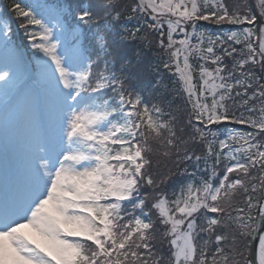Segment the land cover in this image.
Returning <instances> with one entry per match:
<instances>
[{"label":"snow or ice","instance_id":"1","mask_svg":"<svg viewBox=\"0 0 264 264\" xmlns=\"http://www.w3.org/2000/svg\"><path fill=\"white\" fill-rule=\"evenodd\" d=\"M7 7L23 37L0 17V102L18 96L23 166L0 264H264V0Z\"/></svg>","mask_w":264,"mask_h":264},{"label":"rangeland","instance_id":"2","mask_svg":"<svg viewBox=\"0 0 264 264\" xmlns=\"http://www.w3.org/2000/svg\"><path fill=\"white\" fill-rule=\"evenodd\" d=\"M34 2L36 0H33ZM48 8L50 10L53 11V13H55L56 11H58L60 8L58 7H54V6H50L47 5ZM72 37L67 38V37ZM64 41H65V47L71 48L73 45V36L71 33H66L64 36ZM61 51H63V49H61ZM3 53L0 54V57H2ZM18 100V98H17ZM17 105V103H16ZM16 105L14 106V109L16 107ZM12 109H8V115L6 116V127H5V137H4V142L6 143L5 149L4 151H8L9 154V161H10V165L11 170H10V174L9 175H5V166H4V159L6 156V154L4 153V155L0 154V200H3L5 198H7L8 196L11 195L12 192V186L15 182V180L17 179V174H18V170L23 166V156L22 153L20 152L17 142H16V130L14 128V120L15 117L13 115H11V111ZM13 126V127H12ZM13 142H15V145H12Z\"/></svg>","mask_w":264,"mask_h":264},{"label":"trees","instance_id":"3","mask_svg":"<svg viewBox=\"0 0 264 264\" xmlns=\"http://www.w3.org/2000/svg\"><path fill=\"white\" fill-rule=\"evenodd\" d=\"M44 1V0H43ZM47 2H53L52 0H46ZM58 3L64 4L65 6L70 4V3H76L77 0H57ZM86 2V0H85ZM130 2V0H129ZM8 3L9 0H0V17H7L10 19L11 27H12V32H13V39L17 38H22L23 37V31L18 27V22L16 19L13 17L12 13L8 11ZM39 4V2H37ZM134 21L132 23H127L125 26L132 28L134 26ZM16 28V29H15ZM209 30L212 32H219L220 34L223 33L225 29H217L214 27L209 26ZM138 44V42H136ZM149 58L151 61L155 64L158 65L156 71L153 73V77L155 79H163L164 82L168 85L169 88H172L174 86V81L175 77L172 76L171 73H168L165 69H163L162 63L160 62L159 58L155 55V50L153 52H150ZM157 91H163V89H157L156 91L153 90V88L149 85L143 89L142 95L145 97V99L149 98V94L152 93L153 95L156 94ZM165 96L167 98H171V93L166 92ZM177 103H180L178 100ZM176 186L175 181H170L168 185V191L171 192L172 189Z\"/></svg>","mask_w":264,"mask_h":264},{"label":"water","instance_id":"4","mask_svg":"<svg viewBox=\"0 0 264 264\" xmlns=\"http://www.w3.org/2000/svg\"><path fill=\"white\" fill-rule=\"evenodd\" d=\"M251 243H252V247L255 248L258 245V240H254ZM249 259H252V257L249 256Z\"/></svg>","mask_w":264,"mask_h":264}]
</instances>
